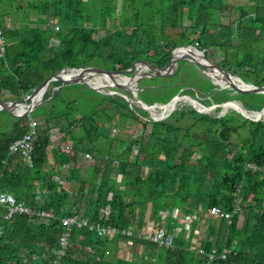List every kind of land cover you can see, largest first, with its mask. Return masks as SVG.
Segmentation results:
<instances>
[{
	"label": "trees",
	"instance_id": "1",
	"mask_svg": "<svg viewBox=\"0 0 264 264\" xmlns=\"http://www.w3.org/2000/svg\"><path fill=\"white\" fill-rule=\"evenodd\" d=\"M125 1L130 11L138 8L136 0ZM153 1L157 0H144ZM159 1L166 3L170 16L163 20L166 30L176 27L177 17L182 20L187 8L186 18L194 19L192 25L204 34L212 21L203 10L221 0ZM195 1L201 7L196 16ZM20 2L27 3L24 11L33 8L38 16L35 26L8 27L0 9L6 40L5 56L0 58V97L21 98L64 66L124 69L136 59L161 66L176 47L173 41L142 33L155 17L138 23L139 13L133 12L134 22H129L132 14H115L112 0ZM106 12L117 18L111 28L103 16ZM50 19L58 30L48 23ZM214 24L218 29L207 35L209 44L227 48L237 40V48L247 45L242 56L226 55L229 62L219 64L244 82L264 84V53L250 49L264 35V1L256 0L251 13L241 10L230 24ZM138 87V96L147 104H164L181 92L205 106L234 100L251 118L230 106L200 112L181 99L156 119L127 100L123 96L131 98L127 90L102 93L81 82L61 85L59 81L48 84L44 100L28 115L17 117L0 110V186L35 211L14 212L6 218L7 209L0 206V264H264V173L252 167L264 166V111L254 119L264 107V93L244 94L218 86L182 62L173 75L143 78ZM32 118L39 124L28 165L21 156L8 155V148L29 129ZM51 128L71 144L69 152L52 146ZM84 153L91 159L83 161ZM116 174L121 177L118 181ZM67 180L74 182L76 193L66 188ZM235 204L241 210L230 219L206 214L212 206L231 211ZM173 208L197 217L190 238L178 231L172 244L164 247L140 235L146 219L145 225L152 227L160 210ZM41 211L49 215H39ZM67 215L113 225L118 233L100 236L95 230L73 226L59 257L61 217ZM201 221L204 232L196 237ZM175 222L167 216L166 230L172 231ZM126 228L130 235L122 233ZM124 240L139 246L138 260L124 257L120 244ZM224 248L229 251L223 259H208L209 253L218 255Z\"/></svg>",
	"mask_w": 264,
	"mask_h": 264
},
{
	"label": "water",
	"instance_id": "2",
	"mask_svg": "<svg viewBox=\"0 0 264 264\" xmlns=\"http://www.w3.org/2000/svg\"><path fill=\"white\" fill-rule=\"evenodd\" d=\"M188 46H177L173 48L164 58V63L161 66L141 59L134 60L129 67L124 69L109 70L95 66H64L45 78L21 98L10 99L0 97V110H5L10 115L17 117L28 115L44 100V94L48 84L51 81H59L61 85L81 82L94 91L102 93L119 92L117 89L127 90L131 94V98L125 94L123 95L127 100H134L150 112H153L155 109H160L161 116L155 117L156 119L163 118L165 114H168L174 108L175 103L181 99L188 100L193 108L200 112L211 110L217 106H230L238 110L243 116L251 118L234 100H225L220 103H212L205 106L196 98L178 92L164 104H147L138 96L137 92L140 89L138 83L141 79L171 76L176 72L179 62L193 65L218 86L227 87L244 94L264 93V84L254 85L244 82L239 76L233 74L227 66L211 62L206 58L202 50L195 49L193 51ZM94 77L99 78V80L94 81ZM262 111H264V107L256 112L254 119H259Z\"/></svg>",
	"mask_w": 264,
	"mask_h": 264
},
{
	"label": "rangeland",
	"instance_id": "3",
	"mask_svg": "<svg viewBox=\"0 0 264 264\" xmlns=\"http://www.w3.org/2000/svg\"><path fill=\"white\" fill-rule=\"evenodd\" d=\"M125 3H126L125 0H112V4H111L112 11L115 12V14L125 13L123 16H129V12H130L132 14V17L128 18L130 20L129 22H134L135 13L133 14V12L139 13V16H136L138 23H141V20L143 22H146V19H148L149 17L151 18L155 17L156 19H154L153 21H150V24H151L150 27L146 26L147 29L143 28L144 30L142 33L147 32V34L155 35L156 39L159 41H163V40L173 41L176 44V47L189 45L188 47L190 48V50H193V51L195 49L202 50L206 58L210 60L211 62L221 63V60L222 61L225 60L226 62H229L228 60L224 59L226 55L228 56V58L234 59V57L242 56L243 53L247 51L246 42H244V44L240 45L239 48H237L238 47L237 40H234L233 42L234 44L232 46L225 48L218 44L216 45H211V43L209 44L208 36L210 35V33L211 34L217 33L218 26H216L214 22L217 23L219 21V23H223V24L229 23L230 24L236 18L239 17L241 10H243L244 13L246 14L253 12L255 9L256 0H221L217 4H214L212 6H207L206 9H204L203 11L205 13L206 12L210 13V17H211L210 21H212V24L210 25L211 27L209 26L210 29L207 26L206 32L204 34H200L199 33L201 32L200 28L192 25L195 23L194 19L190 20L186 18L187 11H188L186 10L187 8L182 13L184 16L182 20L180 16L177 17L176 27L169 28L166 30V27H165L166 23L163 20L166 17L167 18L170 17V16H166V9H167L166 3H160V1L157 0L156 2L153 1L152 4H145L144 0H136L135 3H138V8L136 10L132 9L131 11H130V8L124 7ZM199 8H201L199 5V2L195 1V4L192 8L194 9L195 16H196V13H199ZM103 16L106 18V25L109 26V28H111L113 24L116 23L117 18L113 19L110 13L108 14L106 12L104 13ZM166 31H169V32H166ZM255 42L252 43V45L250 46V49H253L256 53H258V55L263 54L264 52L260 51V49L264 50V35L260 36V38ZM198 47H200L201 49ZM93 80L98 81L99 78L94 77ZM132 102H135V101L133 100ZM151 114L154 117L161 116V110L155 109L153 110V112H151ZM33 119L39 123L38 119L36 118H33ZM118 132L119 131L117 128L113 129L114 134L118 135ZM138 133H139V130L134 131V134H138ZM52 140H53L52 143L55 144L53 146L55 147L61 146V144L64 143V140L62 139L59 133H57L54 137H52ZM48 150H50V148ZM143 171L145 172V169H143ZM74 186L75 185L69 184L68 189L70 190V192L74 191V193H76L75 191L76 187ZM146 220L144 222V227L142 228V231L140 232V235L142 236L143 235L149 236L150 230L155 223V222L152 223V227H150V225L146 226L145 225ZM203 232H204V224H203V221H201L198 223V229L195 231L196 237H200L203 234ZM120 244L123 248L122 253L124 257H128L134 260L139 259V256L141 255L140 253L141 251H139L138 245H136L132 241H125V240L120 241Z\"/></svg>",
	"mask_w": 264,
	"mask_h": 264
},
{
	"label": "built area",
	"instance_id": "4",
	"mask_svg": "<svg viewBox=\"0 0 264 264\" xmlns=\"http://www.w3.org/2000/svg\"><path fill=\"white\" fill-rule=\"evenodd\" d=\"M49 24H51L55 30L59 29V25L54 22L52 19L49 20ZM6 52V40L3 35L2 28L0 27V58H4ZM38 122L33 118L30 121L29 129L23 133L20 137L16 138L11 142L8 148V155H19L23 158L26 164L31 165V151L33 149V142L38 134ZM50 137H54L58 131L54 128H51ZM71 144L65 143L60 146V150L63 152H69ZM83 159L89 160L91 159V154L84 153L82 156ZM252 166L251 164H248ZM253 169L259 170L264 173V166L258 168L252 166ZM120 175L116 174L115 179L120 180ZM69 182L67 180L66 183ZM0 206H4L7 209V213L5 215L6 218L10 217L12 213H25L28 215H32L35 213L34 210L30 209L23 202L17 201L15 195L7 190H3L0 186ZM241 210L238 204H235L231 211L222 210L220 207L212 206L208 210V215L213 218H225L230 219L233 214L238 213ZM39 215L48 216L49 213L45 211L38 212ZM160 219L155 221L153 227L150 230L149 238L155 242L158 246L168 247L172 244L173 237L178 233V231L182 232L184 238H190L191 226L193 220L196 219V216L193 214L183 215L178 208H173L171 211L169 210H160L159 211ZM167 216H172L175 218L176 222L174 225V229L172 231L166 230V219ZM61 223L63 225L62 231L58 238L59 248L57 250V255L60 257L64 254L66 249L68 239L70 236L71 228L75 226L76 228H88L89 230H95L100 236H111L113 234L118 233V229L113 225H102L95 222L88 221L87 218H79L76 216H63L61 217ZM125 235H130V228H126L122 231ZM229 250L224 248L220 254L214 255L213 253H209L208 259L213 260L216 258L223 259L226 253ZM199 252H202L199 249Z\"/></svg>",
	"mask_w": 264,
	"mask_h": 264
},
{
	"label": "crops",
	"instance_id": "5",
	"mask_svg": "<svg viewBox=\"0 0 264 264\" xmlns=\"http://www.w3.org/2000/svg\"><path fill=\"white\" fill-rule=\"evenodd\" d=\"M20 1L21 0H0V9L3 10V12L5 13L4 14L5 25L8 27H12V26L19 27L20 25H25L29 27L35 26L36 24L35 20H36V17L38 16L36 11L33 8H30L28 11H24L27 8V3L24 4L23 2L21 3ZM54 129L57 130L56 128ZM65 143L66 142L64 141L63 144ZM63 144H61V146ZM53 145L55 144L52 143V146ZM57 147L60 148V146H57ZM82 160L85 161V159H82ZM62 175L63 176L67 175V168L63 169ZM69 184L74 185V182L73 181L67 182L66 183L67 189H68Z\"/></svg>",
	"mask_w": 264,
	"mask_h": 264
}]
</instances>
